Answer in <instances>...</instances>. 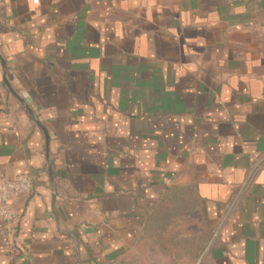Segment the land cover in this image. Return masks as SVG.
Segmentation results:
<instances>
[{"label": "crops", "instance_id": "0c3cea01", "mask_svg": "<svg viewBox=\"0 0 264 264\" xmlns=\"http://www.w3.org/2000/svg\"><path fill=\"white\" fill-rule=\"evenodd\" d=\"M0 58V264H115L173 196L264 264V0H0Z\"/></svg>", "mask_w": 264, "mask_h": 264}, {"label": "rangeland", "instance_id": "374dc122", "mask_svg": "<svg viewBox=\"0 0 264 264\" xmlns=\"http://www.w3.org/2000/svg\"><path fill=\"white\" fill-rule=\"evenodd\" d=\"M160 206L157 214L147 218L132 252L115 264L196 263L199 257L194 259L195 252L209 242L206 232L211 234L210 238L212 233L204 223L203 215L194 207L193 199L173 196L166 198ZM202 262L209 264L206 258Z\"/></svg>", "mask_w": 264, "mask_h": 264}, {"label": "built area", "instance_id": "2783aa9c", "mask_svg": "<svg viewBox=\"0 0 264 264\" xmlns=\"http://www.w3.org/2000/svg\"><path fill=\"white\" fill-rule=\"evenodd\" d=\"M37 3L38 0H32ZM33 183L30 176L20 174L13 179L0 177V221L11 223L16 219V200L28 198L32 194Z\"/></svg>", "mask_w": 264, "mask_h": 264}, {"label": "water", "instance_id": "95a60500", "mask_svg": "<svg viewBox=\"0 0 264 264\" xmlns=\"http://www.w3.org/2000/svg\"><path fill=\"white\" fill-rule=\"evenodd\" d=\"M0 63L2 65V68L5 69V66H4V62L3 60L0 58ZM230 211H228V213L226 214L225 218L223 219V221L220 223L219 227L217 228V230L215 231V233L213 234V236L210 238L209 242L207 243L204 251L202 252V254L199 256V258L197 259L196 263L195 264H200L202 262V260L205 258V256L207 255V253L209 252L211 246L213 245L214 241H215V238L217 237L218 235V232L220 231L221 227H222V224L224 222V220L227 218L228 214H229Z\"/></svg>", "mask_w": 264, "mask_h": 264}, {"label": "trees", "instance_id": "16d2710c", "mask_svg": "<svg viewBox=\"0 0 264 264\" xmlns=\"http://www.w3.org/2000/svg\"><path fill=\"white\" fill-rule=\"evenodd\" d=\"M158 213V208L156 209V214ZM206 231H208V230H206ZM210 236H211V234H208V232H206V238H207V240L209 241V238H210ZM208 243V242H207ZM206 247V246H205ZM205 247H200L196 252H195V256H194V259H197L199 256H200V254L202 253V251L205 249ZM206 258V257H205ZM204 258V259H205ZM202 264H203V262H202Z\"/></svg>", "mask_w": 264, "mask_h": 264}]
</instances>
